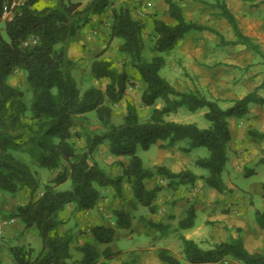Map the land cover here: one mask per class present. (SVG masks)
Segmentation results:
<instances>
[{"label":"trees","instance_id":"obj_1","mask_svg":"<svg viewBox=\"0 0 264 264\" xmlns=\"http://www.w3.org/2000/svg\"><path fill=\"white\" fill-rule=\"evenodd\" d=\"M166 1L174 22L153 18L151 48L154 52L175 49L191 30H207L219 37V45H243L260 55L264 62L260 43L243 31L226 0H216L215 3L193 1L218 8L214 14L228 21L234 39H226L212 26L189 20L177 1ZM15 2L17 0H0V189L13 195L20 191L29 192L31 198L17 205L12 215L19 217L26 228L35 227L42 239V248L37 254L34 248L26 245L9 246L16 264H70V249L75 236L71 230L59 231L63 223L60 213L69 204H74L76 212L95 208L102 197L96 184L111 187L115 200L122 198L125 184L129 185L133 196L148 206L151 213L158 211L155 200L163 186L147 189L145 181L157 176L169 179L168 186H193L201 178L219 192L226 191L222 173L228 160V143L232 138L229 117H244L252 103L264 105V97L258 92L264 82L254 91L235 99L230 106L222 107L219 100L208 98L198 88L182 91L172 85L160 74L166 64L163 56L156 55L152 60L143 57L146 24L134 18L128 6H116L113 0H89L85 5L73 0H56L48 4L43 0ZM6 6L12 16L4 19ZM109 8L112 25L108 44L116 37L122 39L120 53L146 84L141 101L145 106L152 107L146 121L141 119L137 106L128 101L123 121L113 123V107L124 99L128 86L135 83L130 81L125 69H120L111 60H95L91 66L95 78L108 79L105 89L91 86L82 92L72 75L73 62L68 53L71 41L92 16L103 14ZM31 36L38 37L37 43H27ZM17 70L25 72L26 81L31 86L30 106L24 92L9 81ZM159 101L164 102L161 107L156 106ZM182 107L191 112L207 109L205 117L210 126L201 128L196 123L167 118ZM28 111L30 114L27 116ZM91 111L97 113L106 131L89 136L86 150L78 152L73 141L77 134L73 130L76 119ZM251 134L264 138L263 133L251 130ZM185 138H190L191 144L184 147V151L200 146L209 149L208 157L198 158L195 162L207 169L208 175L198 176L191 170L174 172L165 165L148 168L136 154L138 145L149 149L158 143L160 148H170ZM104 141L109 142L112 155H131L128 164L121 162L122 172L114 178L92 156L95 148ZM26 144L32 145L30 152L41 167L59 170L37 198L34 194L39 191V178L15 154ZM258 163L264 164V157ZM69 177L73 182L72 188L57 189ZM262 189L264 196V183ZM114 217L113 226L96 224L90 228L96 241L109 243L117 228H129L132 224V215L123 207L114 208ZM194 218L195 213L191 209L188 217L180 221V227H192ZM256 220L264 229V210H257ZM146 221L159 229L163 227L161 223ZM182 242L185 260L191 264H217L227 259L241 264H264V254L250 251L240 234L208 249L183 236ZM80 249L83 252L82 264H112L111 261L122 254L108 247L102 252L104 260L98 261L99 252L94 244L86 242ZM159 257L164 264H182L168 248H161ZM120 264L143 263L137 253L130 252Z\"/></svg>","mask_w":264,"mask_h":264},{"label":"rangeland","instance_id":"obj_2","mask_svg":"<svg viewBox=\"0 0 264 264\" xmlns=\"http://www.w3.org/2000/svg\"><path fill=\"white\" fill-rule=\"evenodd\" d=\"M22 0H17L20 2ZM56 0H43L44 3H54ZM74 1V0H73ZM85 3L82 0L83 5ZM230 1L232 11L237 13L239 24L243 31L256 39V36H262L264 34V2L257 1H243L233 0ZM138 6L143 4L142 1ZM183 7L185 16L189 13V16L194 18L195 22L203 23L213 26L218 29L226 39H234V32L231 25L225 18L218 17L214 13H209L211 8L207 5L206 8L203 3H199L193 0L178 1ZM113 4L116 6L125 5L130 9L133 8V14L139 15L137 7H134L130 0H113ZM187 12L185 11V8ZM209 8V9H208ZM212 9V8H211ZM212 10H219L213 8ZM149 18H154L155 14L147 13ZM97 21L91 23L89 21L86 25L82 26L79 32L76 34L78 41L71 44L68 49L69 56L73 62L72 75L78 82L81 91H85L91 86H97L105 89L108 79L95 78L92 73L91 66L95 60L105 59L111 60L120 69H125L129 73L130 81L134 82V86H128L124 99L113 107V123L119 124L123 121V116L126 112V104L128 101H133L138 108L139 114L142 120L149 118L150 109L146 107L141 101L142 88L140 86L141 80L139 79L135 69L128 65L127 58L119 51V46L122 42L121 38H114L109 44L108 40L110 29L112 25L111 21V8H109L103 14L97 15ZM94 16L90 20H93ZM200 21V22H199ZM174 22V21H172ZM149 23V22H148ZM147 25V23H146ZM80 38V39H79ZM219 37L211 33L210 31L191 30L185 35L182 42L173 50L170 51H153L151 32L147 31L144 37L143 57L146 60H152L154 56H163L166 60L165 66L161 69L160 74L165 77L172 85L182 91L200 89L208 98L211 93H216L221 96V105L226 107L231 105L235 99H238L247 93L254 91L259 83V78L263 77L264 62L263 58L247 49L243 45L238 46H221L219 45ZM229 64H228V62ZM222 64L229 65V67H221ZM223 80H228V83H224ZM10 83L24 92L25 100L29 104L32 101V89L30 84L26 81V75L23 70H17L9 79ZM133 88V89H132ZM264 95V92H259ZM160 105L164 104L163 101H159ZM254 106V104H251ZM160 106V107H161ZM207 109H201L197 112H191L185 107L180 108V113H174L170 116L171 119H182L181 122L196 123L201 128H207L210 126V121L205 117ZM184 112V113H183ZM30 114L28 111L27 116ZM185 114V116L183 115ZM188 116V118L186 117ZM237 124V119H235ZM235 124V125H236ZM234 129V127L232 128ZM74 132L77 134L73 137V141L76 144L78 152L86 150L87 139L89 136L96 134H104L106 129L102 126L97 113L91 111L76 119V125ZM191 144L190 138L179 140L175 147L170 149L160 148L159 144L152 145L149 149H144L140 145L136 148V154L140 156L144 162V165L148 168H153L156 165H166L172 168L174 171L191 170L198 176H206L209 171L205 168L198 166L195 161L198 158H205L210 155V151L205 146L194 147L190 151H184L182 148L188 147ZM237 143H228L227 154L228 160L223 170L222 178L226 185L225 192H219L215 188L209 186L199 178L200 191L197 192L195 200L192 202L206 204L210 202L209 206L216 208V219L214 223L205 225L202 223L203 215L200 206H196V225L202 226L203 231L213 236L212 243H220L223 241H229L232 239L233 229L232 220H229L224 215L229 201L233 202V206H230L232 212L236 209L244 212L242 216L244 218L235 219L233 221H243L245 223L244 235L246 236L247 230L251 231V235L248 237L250 241L255 240V236L260 237V245L258 246V252L264 254V231H261V227L256 220L257 210H264V196L262 195V184L264 183V164L258 162L250 165L251 169H247L246 172H242L238 169V165L241 167L244 162L238 160L234 154V149ZM32 149L31 144H26L20 149L15 151L17 157L26 162L35 172L39 178V191L34 194V197H39L42 193L44 186L51 182V180L58 174L59 170L49 169L41 167L34 155L30 152ZM93 158L100 164V167L107 172L110 177H116L117 170L121 168V162L128 164L131 159V155L114 156L110 152V146L108 141H104L99 144L93 154ZM177 158V159H175ZM253 170V171H252ZM72 179L69 177L67 181L60 184L57 189L68 190L72 188ZM127 185V184H126ZM147 189H152L155 186H160V178L154 177L145 181ZM96 187L100 190L101 194L110 190V193L103 195L101 198L104 201L102 208H133L131 196H129L128 185L124 186L122 198L115 200L113 198V189L111 187H101L96 184ZM191 189L188 186H184L179 191H174L172 194L174 197L181 198L185 189ZM189 191V190H188ZM191 191V190H190ZM167 192V191H166ZM20 194V195H19ZM212 195L213 198L208 200V196ZM222 196V199L217 196ZM21 196V197H20ZM9 198L21 200H29L31 196L28 191H20L13 195L12 193L0 189V209L5 207V204ZM136 199V198H135ZM219 199V202L217 201ZM187 202V201H186ZM100 207V208H101ZM100 213V217L103 214ZM108 213V212H107ZM150 208L146 205L139 204L138 209L134 212V218H132V224L129 228H117L114 238L109 243L99 244L98 261H101L102 251L104 248L109 247L115 251H123L124 254L129 255L131 250L138 252V256L143 264H164L160 259L158 252L162 247H166L162 240V229L158 226H152L151 224L143 221L138 222L140 216H150ZM241 216V217H242ZM60 218L63 223L59 226L60 232H66L68 230L73 231L75 239L81 235L79 232H84L85 228L92 227L94 221L88 220L87 217H80L75 210H66V208L60 213ZM103 218V219H102ZM101 220L109 222L112 216L102 215ZM19 223L26 229L22 220ZM83 224H85L84 227ZM230 227V228H229ZM26 234H22L19 239L7 240L9 246L17 244H25L28 247H32L37 254L42 248V240L39 236L38 230L35 227L26 229ZM263 232V233H261ZM185 235L190 233V230H182ZM83 237V235L81 236ZM194 238V237H193ZM207 238V237H206ZM170 240V238H168ZM258 242V243H259ZM205 243V242H204ZM209 245L208 243H205ZM171 246L177 248L175 241L171 242ZM74 250L75 248H71ZM76 251V250H75ZM82 254L81 251H76ZM133 252V251H132ZM75 253V252H74ZM120 260H115L114 263H118ZM73 263H75L73 261ZM183 263V261H182ZM233 263L230 261V264ZM3 264H11L4 261ZM217 264H225L223 262Z\"/></svg>","mask_w":264,"mask_h":264},{"label":"crops","instance_id":"obj_3","mask_svg":"<svg viewBox=\"0 0 264 264\" xmlns=\"http://www.w3.org/2000/svg\"><path fill=\"white\" fill-rule=\"evenodd\" d=\"M74 1L82 2V0H74ZM83 1L85 3L87 0H83ZM121 1H123V0H121ZM137 1L138 0H130V2L133 3L132 5L134 7H137L141 3V2L138 3ZM139 1L143 2V4L141 6H138V8H137L139 15L133 14V11H135V10H133V8H131V12H132V15L134 18L143 21L145 24L147 23V25H146L147 31H149V32L152 31L153 18H151V17L149 18V16L146 15L149 12L155 14L154 17H158V18L163 19L166 22L173 23L172 21H174V20L170 16L169 4L167 3L166 0H139ZM175 1L178 2V1H183V0H175ZM207 1H209L211 3L216 2V0H207ZM260 1H262V0H257L258 3ZM226 2L228 4V6L230 7V9L232 10V7L230 5V1L228 2V0H226ZM232 2H234V1L232 0ZM240 2H243V0H241ZM234 3H237V1ZM204 6L206 8L208 7L206 4ZM211 8L213 9V7H211ZM211 8L210 9L208 8L209 13L218 12V10H212ZM182 9H183V7H182ZM185 11L187 12L186 8H185ZM183 12H184V10H183ZM234 14L237 17V13L235 12ZM187 16H188L187 18L189 20H192V21L195 20L194 18L189 16V13H187ZM216 16H218V15H216ZM218 17H220V16H218ZM97 18L99 19V16H97V15L94 16L93 20H90L91 23H93L94 21H97ZM111 21H112V18H111ZM201 24H203V23H201ZM263 27H264V25H263ZM204 31L207 32V30H204ZM255 38H256L255 40L260 43V45L264 51V34L262 36H259V37L256 36ZM76 41H78L77 35H75L73 43ZM228 46H238V45H228ZM228 64H229V62H228ZM221 67H229V65L222 64ZM259 79H260L259 83H257V85L259 84L258 86H260L264 82V73H263V77H260ZM227 81L228 80H223V82L225 84L228 83ZM141 83L142 84H140V86H141L142 91H143L146 84L142 80H141ZM127 91H129V88L127 89ZM260 91L264 92V85L261 88H259L258 92H260ZM210 96H213L215 99L219 100V103H221V101H222L221 96H219L218 94L211 93ZM262 96L264 97V95H262ZM210 99H213V98H210ZM130 102H133V101H130ZM252 104H254V106L250 105L249 112L244 117H236V116L229 117L231 134H232V138H231L230 142H234V144L237 143V145H236L237 147L234 148L235 147V145H234L233 147H231V149H234L233 150L234 154H235L236 158H238V160H241L242 162L245 161V163H243V165L241 164V167L238 165V169L244 173L246 172L245 171L246 167H247V169H251L250 165H252L256 162H259L260 158L264 157V138L256 137L255 135L251 134V130L256 131L258 133H261V134L262 133L264 134V105L257 104V103H252ZM156 106L160 107L161 105L158 102L156 104ZM228 106H230V105H228ZM228 106H226V107H228ZM148 108L150 109V107H148ZM176 113H180V111H178ZM173 114L174 113H171L167 118L170 120L181 122L182 119H171L170 116ZM183 115L185 116V114H183ZM186 117L188 118V116H186ZM235 119H237V124L235 122ZM233 127H234V129H232ZM173 147H175V146H173ZM173 147H170V148H173ZM170 148H165V149H170ZM175 159H177V158H175ZM168 168H170V167H168ZM170 169L172 171H174L172 168H170ZM181 171H183V170H181ZM121 172H122V169L119 168L115 174L118 175V174H121ZM174 172H180V171H174ZM157 177L160 178V183H161L160 186H163L162 191H160L158 197L155 200V203L158 206V211H157V213H151L149 218L145 217L143 215L140 216L138 222L141 223L143 221L147 222L146 220H151L156 224L161 223L163 225V227H162V232H163L162 240H163L164 244L166 245V247H162V248H168L173 253V255H175L181 261H183L182 264H191L185 260V256L183 253L182 236L186 237L188 239L195 240L197 243H199L205 249L212 248L216 244V242L212 243L213 238H214L213 236L204 232L202 226L196 225V221H195L196 212H197L196 206L197 207L200 206V208H202L201 211H202V213H204L202 223H204L205 225H208L210 223L215 222L216 219L214 218V216L216 215L217 210L215 207L209 206L210 202H208L207 204H206V202L202 203V205H199V203H197V202H195V204L192 203L196 198L195 196L197 195V192L200 191V187L198 186L199 181H200L199 179H197L196 183L193 186H191V185L168 186L169 181H170L169 179H167L166 177H160V176H157ZM126 186L127 185L125 184V188H126ZM184 186H188L191 189L186 188L184 190V193L181 195V198L174 197V195L172 194L173 190L179 191L178 189H181ZM128 188H129V196H131V201L133 203V208H124V209L126 211H128L133 217L135 210L138 209V205L141 203L137 199H135L129 185H128ZM109 193H110V190H107L106 192H104L102 194V196L107 195ZM262 195H263V192H262ZM217 197H219V199L220 198L222 199V196L218 195ZM207 198L209 200V199H212L213 196L209 194V196ZM219 199L217 200L218 202H219ZM27 201L28 200L19 201V199L16 200L13 198H9L5 204V207L0 209V215L2 216V218L4 220L8 221V223L5 225L3 233L0 237V262H1V264H3L4 261H7L8 263H11V264H16L15 259L12 257V255L9 252V245L6 242H7V240H12V241L16 240V239L20 240L21 235L26 234V231H27L26 229H28V228L25 229L21 225V223H19V220H21V219L19 217L13 216L12 214L15 212L17 205L24 204ZM103 204H104V201L101 198L98 205H103ZM98 205L93 209H90L87 211L77 212V215L80 217H87L88 220L94 221L95 223L91 224L93 226L96 224H104L107 226L108 225L113 226L114 220H115L114 208H102L101 206H99V208H98ZM230 206H233L232 201H229L224 215L226 216L227 219L232 220L233 229L235 231V233H233L232 237H235V236L240 234L244 240L246 247L252 252H258L257 248L261 244L259 242L260 237H262L263 234H260L259 236H255V240L250 241L248 237L251 235V231L247 230L246 236L244 235L245 223L243 221H238V222L233 221L235 219L244 218L245 215L242 216V214L244 212H242L240 210L238 211L237 209L234 212H232ZM67 209L70 211L75 210L74 204L67 205L66 210ZM191 209L194 210V213H195L194 225L192 227H189V228H181L179 225L180 221L188 217L189 211ZM98 210H102L101 212L103 213L100 215V217H102V215L106 216V215L110 214L112 216V219L111 220L109 219V222L101 220L100 217L98 216V214L100 213ZM84 226H85V224H83L82 227H84ZM152 226H154V225H152ZM86 227L87 228H85L86 230H84V232H81V231L79 232V234L80 235L82 234L83 237H81L82 236L81 235L80 237H78V240L75 239V242H73V244L71 245V248H75V249L74 250L70 249V254H71L70 259H69L70 264H82L81 260L83 258V252L80 248L86 242H90V243L94 244L96 246L97 250H99L98 248H99V244H101V242H98L94 239V237L92 236L91 231H90L91 227H88V226H86ZM187 229L190 230V233H188L186 235L184 233H182V230H187ZM261 231H264V229L261 228ZM261 233H263V232H261ZM168 238H170V240H168ZM172 241H175L177 248L174 249L171 246ZM204 242L208 243L209 245H206ZM17 245H25V244L20 243ZM106 248H108V247H106ZM106 248H104V250ZM75 250L79 251V252L81 251L82 254L77 253ZM132 251L138 254L137 251L131 250V252ZM121 252H122L121 255H118L116 258H114L111 261L112 264H120L122 261H124L127 258V254H124L123 251H121ZM158 255H159V252H158ZM100 259L104 260L103 256L100 257ZM115 260H120V261L118 263H114ZM73 261L75 263H73ZM230 261L233 262L231 264H241L238 261L233 260V259H227V260L223 261V263L230 264Z\"/></svg>","mask_w":264,"mask_h":264},{"label":"built area","instance_id":"obj_4","mask_svg":"<svg viewBox=\"0 0 264 264\" xmlns=\"http://www.w3.org/2000/svg\"><path fill=\"white\" fill-rule=\"evenodd\" d=\"M15 3H19V2H15ZM14 3V5H15ZM12 16V13L8 10V7L6 6L5 7V10H4V13H3V18L6 19V18H11ZM38 41V37L37 36H31V38L29 39V41L27 43H37ZM8 223L7 220H4L2 218V216L0 215V237L3 233V230H4V227L5 225ZM202 264H206V263H202Z\"/></svg>","mask_w":264,"mask_h":264}]
</instances>
